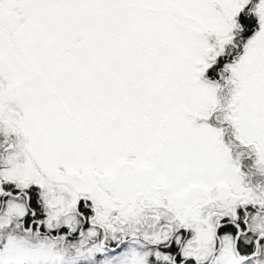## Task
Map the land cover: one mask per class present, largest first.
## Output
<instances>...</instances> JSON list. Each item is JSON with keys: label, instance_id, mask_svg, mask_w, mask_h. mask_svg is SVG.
I'll return each instance as SVG.
<instances>
[{"label": "snow or ice", "instance_id": "snow-or-ice-1", "mask_svg": "<svg viewBox=\"0 0 264 264\" xmlns=\"http://www.w3.org/2000/svg\"><path fill=\"white\" fill-rule=\"evenodd\" d=\"M0 264H264V0H0Z\"/></svg>", "mask_w": 264, "mask_h": 264}]
</instances>
